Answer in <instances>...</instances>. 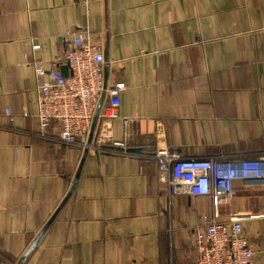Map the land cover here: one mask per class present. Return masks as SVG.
I'll list each match as a JSON object with an SVG mask.
<instances>
[{
	"label": "crops",
	"instance_id": "obj_1",
	"mask_svg": "<svg viewBox=\"0 0 264 264\" xmlns=\"http://www.w3.org/2000/svg\"><path fill=\"white\" fill-rule=\"evenodd\" d=\"M73 34L104 54L102 108L126 85L95 135L141 153L87 154L22 264H194L201 218L235 215L252 264H264V185L235 182L218 207L169 198L151 156L160 124L181 158L264 156V0H0V264H20L82 161L78 147L38 137L35 108L34 64L60 71Z\"/></svg>",
	"mask_w": 264,
	"mask_h": 264
},
{
	"label": "built area",
	"instance_id": "obj_2",
	"mask_svg": "<svg viewBox=\"0 0 264 264\" xmlns=\"http://www.w3.org/2000/svg\"><path fill=\"white\" fill-rule=\"evenodd\" d=\"M38 51L39 45H32ZM64 60L69 75L63 77L56 68L45 71L41 64H34L36 83V118L40 127L38 137L61 145L76 146L81 151L104 152L105 145L127 149L125 141H111L109 131L93 136L88 143L90 124L103 91L104 54L92 42L90 34L71 36L70 49ZM126 89L123 82L113 84L108 90L109 100L100 113L108 122L117 118L120 95ZM9 121L12 112L4 110ZM28 111L23 110V117ZM128 121H125V125ZM57 124L56 135L49 132L51 124ZM160 131L152 157L158 162V180L167 189L169 198L190 195L208 198L215 207L227 203L236 194L235 182L264 185V156L241 159L181 158L169 151L162 141ZM111 152V151H108ZM120 153V154H121ZM241 216L231 217L230 222L203 216L201 225L194 233V245L198 252L194 264H252L254 251L242 234Z\"/></svg>",
	"mask_w": 264,
	"mask_h": 264
},
{
	"label": "water",
	"instance_id": "obj_3",
	"mask_svg": "<svg viewBox=\"0 0 264 264\" xmlns=\"http://www.w3.org/2000/svg\"><path fill=\"white\" fill-rule=\"evenodd\" d=\"M60 73L63 77H67L69 75V68L68 66H62L60 68ZM104 83H103V91H102V95L97 103V106H96V110H95V113L93 115V118H92V121H91V128H90V132H89V137H88V143H91V140L95 134V131H96V122L100 116V113H101V108H102V105L104 103V100H105V97H106V87H107V74H106V70L104 71ZM105 151H111V152H116V153H121L123 151V149L121 148H116V147H111V146H108V145H105L103 148H102ZM83 154H82V161H81V164L79 166V168L77 169L76 171V175H75V178H74V181L70 187V191L68 192V194L65 196V198L63 199V201L60 203V205L58 206V210L56 211V213L50 218V220L47 222V224L43 227V229L40 231V233L34 238L35 240L30 244V246L27 248V250L25 251V253L23 254V257L22 259L20 260V264L24 263L30 253L34 250V248L38 245V243L41 241V238L43 237V234L46 232V230L48 229V227L50 226L51 224V221L52 219L55 217V215L59 212V210L62 208V206L68 201V199L71 197V195L74 193V189H75V186L78 182V179H79V176H80V169H81V166L85 160V157L87 156V154H89L88 150L85 149L82 151ZM126 154H138V153H141V149L137 148V149H125L124 151ZM102 152H98V151H95L93 154L95 156H97L98 154H101Z\"/></svg>",
	"mask_w": 264,
	"mask_h": 264
}]
</instances>
